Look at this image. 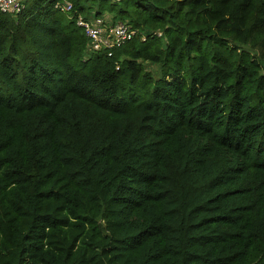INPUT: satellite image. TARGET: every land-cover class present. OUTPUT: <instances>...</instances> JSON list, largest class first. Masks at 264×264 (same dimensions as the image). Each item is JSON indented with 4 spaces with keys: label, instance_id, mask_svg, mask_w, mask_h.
Returning a JSON list of instances; mask_svg holds the SVG:
<instances>
[{
    "label": "trees",
    "instance_id": "16d2710c",
    "mask_svg": "<svg viewBox=\"0 0 264 264\" xmlns=\"http://www.w3.org/2000/svg\"><path fill=\"white\" fill-rule=\"evenodd\" d=\"M64 1L136 33L90 49ZM22 4L0 11V264H264V0Z\"/></svg>",
    "mask_w": 264,
    "mask_h": 264
},
{
    "label": "built area",
    "instance_id": "2783aa9c",
    "mask_svg": "<svg viewBox=\"0 0 264 264\" xmlns=\"http://www.w3.org/2000/svg\"><path fill=\"white\" fill-rule=\"evenodd\" d=\"M69 17H75V22L82 27L88 40V48L101 49L121 46L129 41L136 29L124 21L108 22L102 16L86 18L72 9L71 2L64 1L58 5ZM23 7L22 0H0V11L17 13ZM160 35V32H158ZM144 38V37H143Z\"/></svg>",
    "mask_w": 264,
    "mask_h": 264
},
{
    "label": "rangeland",
    "instance_id": "374dc122",
    "mask_svg": "<svg viewBox=\"0 0 264 264\" xmlns=\"http://www.w3.org/2000/svg\"><path fill=\"white\" fill-rule=\"evenodd\" d=\"M106 17H109L107 14H104Z\"/></svg>",
    "mask_w": 264,
    "mask_h": 264
}]
</instances>
